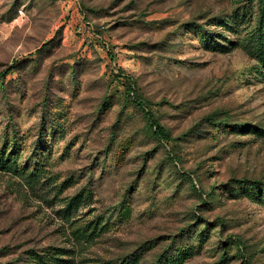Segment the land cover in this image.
Segmentation results:
<instances>
[{
  "label": "rangeland",
  "instance_id": "rangeland-1",
  "mask_svg": "<svg viewBox=\"0 0 264 264\" xmlns=\"http://www.w3.org/2000/svg\"><path fill=\"white\" fill-rule=\"evenodd\" d=\"M2 82L0 264H264V0H0Z\"/></svg>",
  "mask_w": 264,
  "mask_h": 264
},
{
  "label": "trees",
  "instance_id": "trees-1",
  "mask_svg": "<svg viewBox=\"0 0 264 264\" xmlns=\"http://www.w3.org/2000/svg\"><path fill=\"white\" fill-rule=\"evenodd\" d=\"M4 82H2V84L0 85V89H4ZM157 125V133H162L163 132V128L161 126H159V124H156ZM39 149V148H38ZM40 168V167H39ZM243 182H247V181H243ZM73 203V202H72ZM170 262H166V264H169Z\"/></svg>",
  "mask_w": 264,
  "mask_h": 264
}]
</instances>
